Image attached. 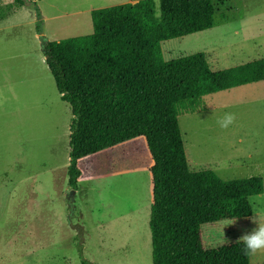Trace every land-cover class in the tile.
I'll return each mask as SVG.
<instances>
[{
  "label": "rangeland",
  "instance_id": "obj_1",
  "mask_svg": "<svg viewBox=\"0 0 264 264\" xmlns=\"http://www.w3.org/2000/svg\"><path fill=\"white\" fill-rule=\"evenodd\" d=\"M22 1L0 0V264H150V175L137 170L150 162L144 139L79 159L70 189L71 115L38 39L90 34V10L136 0ZM153 10L157 16L158 0ZM215 10L211 28L161 41L163 60L202 52L219 70L264 58V0H216ZM201 104L203 111L177 116L188 170L209 169L223 180L259 176L263 185L247 198L249 214L199 225L208 250L225 246L223 238L241 242L256 227L253 217L264 222V80L206 95ZM225 113L236 121L221 129L216 121ZM248 264H264V251Z\"/></svg>",
  "mask_w": 264,
  "mask_h": 264
},
{
  "label": "trees",
  "instance_id": "obj_2",
  "mask_svg": "<svg viewBox=\"0 0 264 264\" xmlns=\"http://www.w3.org/2000/svg\"><path fill=\"white\" fill-rule=\"evenodd\" d=\"M215 2L158 0L157 16L153 0L92 9L90 34L44 46L46 67L71 115L70 189L76 188L79 159L136 137L145 141L150 264H248L242 242L203 250L199 225L249 214L247 198L262 193V179L189 171L177 116L203 111L206 95L264 80V58L211 70L202 52L163 60L159 46L211 28ZM35 30L40 33L38 22Z\"/></svg>",
  "mask_w": 264,
  "mask_h": 264
},
{
  "label": "clouds",
  "instance_id": "obj_3",
  "mask_svg": "<svg viewBox=\"0 0 264 264\" xmlns=\"http://www.w3.org/2000/svg\"><path fill=\"white\" fill-rule=\"evenodd\" d=\"M236 121L235 113H225L222 117L217 119V124L221 129H228ZM235 220L230 221L227 225L235 223ZM253 224L256 225L250 232L243 234L238 240L244 245L243 251L245 255H255L257 252L264 251V222L257 217H253ZM232 241L223 238L222 244L229 245Z\"/></svg>",
  "mask_w": 264,
  "mask_h": 264
},
{
  "label": "crops",
  "instance_id": "obj_4",
  "mask_svg": "<svg viewBox=\"0 0 264 264\" xmlns=\"http://www.w3.org/2000/svg\"><path fill=\"white\" fill-rule=\"evenodd\" d=\"M134 2V1H133ZM136 138H138V137H136ZM135 140V138H133V139H130V140H128L127 142H133ZM126 142V141H125ZM145 142V141H144ZM124 143V142H123ZM120 144H122V143H120ZM137 145H141L140 147H142V143L141 142H139V143H137ZM116 146V145H115ZM146 146V145H145ZM113 147V146H112ZM111 148V147H110ZM108 149V148H107ZM103 151V150H102ZM148 151V150H147ZM100 152V151H99ZM149 154V153H148ZM149 159H150V156H149ZM143 166H141V167H139L137 170L138 171H140V172H148V169H149V167H150V165H151V160H150V162L148 163V164H146V162H143ZM149 173V172H148ZM78 177H80V174H79V176ZM75 191V190H74ZM150 191H151V183L149 184V183H146V185H145V189H144V193H146V195H148V197H147V201L145 202V204L147 205V203H148V205H150V201H151V194H150ZM150 196V197H149ZM149 201V202H148ZM148 213H149V211H148Z\"/></svg>",
  "mask_w": 264,
  "mask_h": 264
},
{
  "label": "water",
  "instance_id": "obj_5",
  "mask_svg": "<svg viewBox=\"0 0 264 264\" xmlns=\"http://www.w3.org/2000/svg\"><path fill=\"white\" fill-rule=\"evenodd\" d=\"M39 43H40V49L41 52L43 53L44 60H46L47 55L44 53V45L46 42V39L42 35H38ZM70 193H73V191H70Z\"/></svg>",
  "mask_w": 264,
  "mask_h": 264
}]
</instances>
